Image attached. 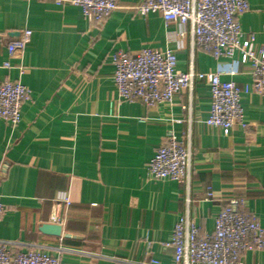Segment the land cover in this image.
<instances>
[{"label": "crops", "instance_id": "0c3cea01", "mask_svg": "<svg viewBox=\"0 0 264 264\" xmlns=\"http://www.w3.org/2000/svg\"><path fill=\"white\" fill-rule=\"evenodd\" d=\"M239 17L244 34L264 47V0H247ZM139 0H118L101 25L76 6L52 0H0V82L18 80L30 93L20 121L0 120V240L18 250H40L60 264H173L167 246L173 227L188 211L203 235L229 200L264 229V95L242 94L246 126L220 130L205 124L208 85L176 94L168 106L116 102L112 56L143 48L171 51L177 70L218 72L244 86L249 64L215 59L190 48L189 26L166 24L159 14L140 16ZM32 32L22 57L10 59L6 43ZM9 61L16 68L5 69ZM189 143V188L151 179L147 165L167 130ZM211 192V197L206 192ZM64 194L69 204L58 205ZM190 203L186 204V198ZM60 227L58 236L41 232ZM241 264H264V249L247 251Z\"/></svg>", "mask_w": 264, "mask_h": 264}, {"label": "built area", "instance_id": "2783aa9c", "mask_svg": "<svg viewBox=\"0 0 264 264\" xmlns=\"http://www.w3.org/2000/svg\"><path fill=\"white\" fill-rule=\"evenodd\" d=\"M59 6L80 8L83 18L92 25H101L117 9L118 0H52ZM249 9L247 0H139L136 12L145 17L159 14L166 24L189 26L190 48L198 49L215 59L232 58L239 54L242 64H249L251 81L244 86L222 81L218 72L201 73L192 69L177 70L176 55L168 50L143 48L127 53L118 51L112 56L113 81L116 102H138L145 107L168 106L182 91H192L196 82L208 85L210 110L207 126L231 130L246 126L241 106V95H264V47L255 48V35L244 34L239 17ZM32 32L21 30L6 43L8 57L20 60ZM3 68H16L9 61ZM29 90L18 80L0 82V120L11 127L20 121L21 106L29 100ZM151 179L172 180L189 188L192 171V151L189 143L177 139L173 130H167L161 144L147 165ZM207 191L206 196L211 197ZM58 205H68L67 197L60 193ZM190 203L186 198V204ZM244 201L229 200L214 220V231L200 233L188 211L173 227L167 246L172 247L173 264H241L247 251L264 249V229L255 216L243 211ZM5 208L0 203V218ZM19 243L0 240V264H60L59 259L40 250H18ZM150 264H158L151 261Z\"/></svg>", "mask_w": 264, "mask_h": 264}, {"label": "water", "instance_id": "95a60500", "mask_svg": "<svg viewBox=\"0 0 264 264\" xmlns=\"http://www.w3.org/2000/svg\"><path fill=\"white\" fill-rule=\"evenodd\" d=\"M41 232L48 235L58 236L60 234V227L56 225L44 224L41 226Z\"/></svg>", "mask_w": 264, "mask_h": 264}]
</instances>
